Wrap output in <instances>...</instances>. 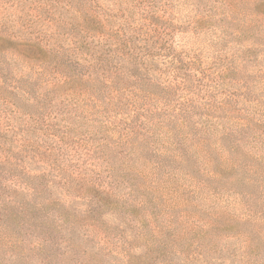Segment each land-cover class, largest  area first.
<instances>
[{"label":"trees","instance_id":"1","mask_svg":"<svg viewBox=\"0 0 264 264\" xmlns=\"http://www.w3.org/2000/svg\"><path fill=\"white\" fill-rule=\"evenodd\" d=\"M259 52L264 0H0V264L264 257Z\"/></svg>","mask_w":264,"mask_h":264},{"label":"rangeland","instance_id":"2","mask_svg":"<svg viewBox=\"0 0 264 264\" xmlns=\"http://www.w3.org/2000/svg\"><path fill=\"white\" fill-rule=\"evenodd\" d=\"M190 33H186L184 35H178L177 36V43H181V41L186 40L190 37ZM192 36V35H191ZM191 42V41H190ZM197 45H195V48ZM235 46L230 47L234 49ZM234 51L232 53H229L227 56L230 58L232 56ZM259 57L264 58V53L259 52L257 53ZM207 59V57L205 58ZM252 67H248L246 73H250L252 71ZM258 75L255 77V80L257 79ZM253 79L251 83H249L250 87L249 89H255L256 82ZM251 97V96H250ZM249 145L248 149H252L253 147L259 146L260 144L255 142L253 138L249 139ZM246 146V145H243ZM59 193V192H57ZM80 203V207H82ZM101 221L105 222L107 225H116V226H122L127 231L126 237L131 236V231L128 229V227L122 222L117 219V216L112 214H104L101 216ZM61 238V237H60ZM237 242L235 239H223L218 244L215 243L217 246V252L216 253H210L208 257H194V259H191L189 263H186L185 258L193 255L191 251L187 252L185 255V258L181 256H175L173 253H156L154 251H150L147 248L143 247V243L138 241H133L132 250H136V254L138 257L134 260V263L132 264H264V257H261L260 259H248L246 257H242L240 254H238V251H236ZM142 244V245H141ZM81 249L89 250L90 246L80 242ZM183 256V255H182ZM95 264V263H92ZM107 264H120L119 258H116V256H112L109 259V262Z\"/></svg>","mask_w":264,"mask_h":264}]
</instances>
